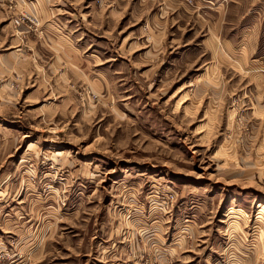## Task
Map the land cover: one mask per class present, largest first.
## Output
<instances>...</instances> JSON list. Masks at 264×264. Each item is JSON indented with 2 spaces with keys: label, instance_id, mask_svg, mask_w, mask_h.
<instances>
[{
  "label": "rangeland",
  "instance_id": "rangeland-1",
  "mask_svg": "<svg viewBox=\"0 0 264 264\" xmlns=\"http://www.w3.org/2000/svg\"><path fill=\"white\" fill-rule=\"evenodd\" d=\"M0 264H264V0H0Z\"/></svg>",
  "mask_w": 264,
  "mask_h": 264
},
{
  "label": "crops",
  "instance_id": "crops-1",
  "mask_svg": "<svg viewBox=\"0 0 264 264\" xmlns=\"http://www.w3.org/2000/svg\"><path fill=\"white\" fill-rule=\"evenodd\" d=\"M54 31H58V30H54ZM56 35H58V34H56ZM58 41L62 42V45H64L65 48L72 47V44L69 42V39L65 35H62V33H61V35H58ZM66 53L67 54L69 53V51L67 49H66Z\"/></svg>",
  "mask_w": 264,
  "mask_h": 264
},
{
  "label": "built area",
  "instance_id": "built-area-1",
  "mask_svg": "<svg viewBox=\"0 0 264 264\" xmlns=\"http://www.w3.org/2000/svg\"><path fill=\"white\" fill-rule=\"evenodd\" d=\"M26 16H27V14H22L19 18L14 20V24L16 26H20L21 24H23L25 22V20H28V18Z\"/></svg>",
  "mask_w": 264,
  "mask_h": 264
}]
</instances>
